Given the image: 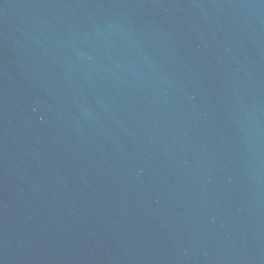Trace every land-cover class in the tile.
<instances>
[{
	"label": "water",
	"instance_id": "95a60500",
	"mask_svg": "<svg viewBox=\"0 0 264 264\" xmlns=\"http://www.w3.org/2000/svg\"><path fill=\"white\" fill-rule=\"evenodd\" d=\"M0 264H264V0H0Z\"/></svg>",
	"mask_w": 264,
	"mask_h": 264
}]
</instances>
